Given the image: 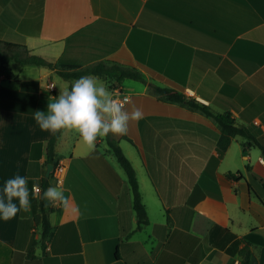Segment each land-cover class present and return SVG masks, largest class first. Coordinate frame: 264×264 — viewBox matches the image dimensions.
<instances>
[{"label":"crops","instance_id":"crops-1","mask_svg":"<svg viewBox=\"0 0 264 264\" xmlns=\"http://www.w3.org/2000/svg\"><path fill=\"white\" fill-rule=\"evenodd\" d=\"M0 39L52 62L65 54L81 68L105 62V77L86 75L112 97L116 88L129 94L126 110L135 105L144 114L128 135L111 136L135 167L149 224L132 232L133 193L107 137L90 152L78 133L65 132L52 186L70 205L52 213L53 237L44 250L34 246L41 256L21 264H240L246 242L251 264H264L262 149L236 135L220 155L213 116L156 92L172 87L215 113L231 112L264 142V0H0ZM114 65L136 67L144 80L119 83ZM11 70V79L0 73V194L17 174L39 186L52 135L34 113H46L79 79L37 64ZM239 170L245 178L227 176ZM34 210L31 203L30 212L0 219V264L40 240Z\"/></svg>","mask_w":264,"mask_h":264},{"label":"trees","instance_id":"trees-1","mask_svg":"<svg viewBox=\"0 0 264 264\" xmlns=\"http://www.w3.org/2000/svg\"><path fill=\"white\" fill-rule=\"evenodd\" d=\"M15 0H13L14 2ZM66 54L63 55L57 62H52L43 57L42 55L36 54L32 52L29 46L25 43L13 42L0 39V73L5 75L7 79L12 78V70L9 67V63L11 61H15L20 63L21 65L26 64H37V65H44L50 68L56 69L57 72L66 79H73V78H80L86 74H94L101 77H105L111 69L109 66L106 65L105 62L100 61L92 65H88L86 67L81 68L80 64L75 63H67L65 61ZM115 70L120 72L119 77L116 78L117 82H121L122 79L126 77L144 80V75L141 70L136 67H127L121 68L117 65L111 66ZM72 83L70 84L71 88ZM117 85V84H115ZM156 92L158 96L174 103H179L183 105H188L192 108H198L203 112L207 113L214 117V119L218 122L222 134L218 141V147L220 151V155L224 154V152L228 149L229 145L231 144L233 136L242 135L248 139V141H253L257 144L263 151L264 155V142L261 138L255 137L251 130L244 126L239 125L236 123L235 118L232 116L231 112L225 113H215L211 110V108L196 99H192L187 97V95L178 89L172 87H157ZM60 136L58 133L56 136H51L47 143V154L45 160V166L48 163H52L55 165V168L59 165V158L56 155L55 146L56 142ZM108 144L110 146V150L115 154L117 157L120 165L125 170L131 190L133 193V205L137 215V225L136 228L132 231L135 232L144 228L146 225L149 224V216L147 212L146 205L143 201V195L140 190L138 176L135 170L133 163L131 162L130 158L126 155L121 145L118 141L111 136V134L107 137ZM55 175V169L51 172L50 176L43 175L39 182L40 191L37 195H31V203L35 205L34 210V221L36 225L41 227V237L40 240H36L34 242L33 247L28 252L16 251L14 254L13 264H21L24 258H34L35 251V244L37 242L41 243L43 250L47 247L48 242L54 235L55 226L52 223V213L55 211V208L49 207L48 209L44 208L45 201L43 200V192L46 190L50 185L52 186V181ZM227 176L233 179H242L245 178V175L242 171H228ZM253 179H256L254 175H252ZM28 187L31 191L33 185H35L34 181L28 180ZM262 186L264 190V178L261 179ZM167 220L170 222V216L167 215ZM130 233V235L132 234ZM240 264H251V253H250V245L248 242L240 250ZM118 258L120 256L118 255Z\"/></svg>","mask_w":264,"mask_h":264},{"label":"clouds","instance_id":"clouds-1","mask_svg":"<svg viewBox=\"0 0 264 264\" xmlns=\"http://www.w3.org/2000/svg\"><path fill=\"white\" fill-rule=\"evenodd\" d=\"M143 118L140 108L132 105L131 112L127 111L125 103H118L104 83L91 75L80 77L72 83L70 90L61 91L54 101L49 102L46 113L39 110L34 113V120L42 131L53 136L75 131L90 152L96 150L98 139L110 134L114 137L126 136L130 122ZM28 183V178L19 174L5 181L0 194V219L7 222L21 211H31L30 196L40 189L33 185L30 191ZM70 199L59 186L50 185L43 192L45 209L61 207L67 210ZM34 255L41 256L39 247Z\"/></svg>","mask_w":264,"mask_h":264},{"label":"built area","instance_id":"built-area-1","mask_svg":"<svg viewBox=\"0 0 264 264\" xmlns=\"http://www.w3.org/2000/svg\"><path fill=\"white\" fill-rule=\"evenodd\" d=\"M113 98L118 102V103H125V105L127 104V102L131 99V96L129 94H124L123 91L119 88L115 89ZM127 101V102H125ZM62 169L61 165H58L57 168H55V174H57L58 171H60ZM37 188H39V186H36ZM40 189V188H39Z\"/></svg>","mask_w":264,"mask_h":264},{"label":"water","instance_id":"water-1","mask_svg":"<svg viewBox=\"0 0 264 264\" xmlns=\"http://www.w3.org/2000/svg\"><path fill=\"white\" fill-rule=\"evenodd\" d=\"M55 169V165L52 163L47 164L46 176H50L51 172Z\"/></svg>","mask_w":264,"mask_h":264},{"label":"rangeland","instance_id":"rangeland-1","mask_svg":"<svg viewBox=\"0 0 264 264\" xmlns=\"http://www.w3.org/2000/svg\"><path fill=\"white\" fill-rule=\"evenodd\" d=\"M9 66L12 68V67H14V66H16V67H17V66H20V64H17L16 62H12V63L9 64ZM57 75H58V74H57ZM99 81L102 82V80H100V79H99ZM128 143H129V142L123 140V145H126V144H128ZM124 152H125V151H124ZM121 167H122V166H121ZM38 193H39V192H38ZM38 193H37V194H38ZM40 228H41V227H40Z\"/></svg>","mask_w":264,"mask_h":264}]
</instances>
